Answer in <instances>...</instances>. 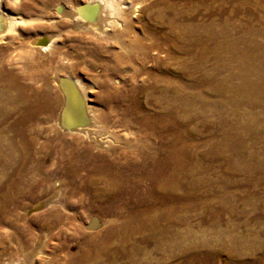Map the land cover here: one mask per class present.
I'll return each instance as SVG.
<instances>
[{"label": "bare ground", "instance_id": "1", "mask_svg": "<svg viewBox=\"0 0 264 264\" xmlns=\"http://www.w3.org/2000/svg\"><path fill=\"white\" fill-rule=\"evenodd\" d=\"M126 7L119 0H98L82 13L71 9V17L85 15L82 27L103 36L109 28H120V38L126 32L128 39L116 43L126 54L135 49L148 53L155 44L147 47L128 29V23L120 20ZM23 22L0 5V41ZM206 34L212 35L209 28ZM221 34L228 42L218 45V53L234 45L231 34ZM51 42L42 37L28 43L46 50ZM165 42L176 46L173 39ZM254 50L246 46L238 54L241 65L230 74L237 80L231 88L232 97L224 99L215 84L214 101L221 117L235 116L223 111L228 103L249 107L264 103V49ZM9 52V47H0V123L11 120L9 139L0 141V264H216L220 252L225 250L229 257L238 253L239 242L226 245L218 238L221 243L211 249V239H197L188 228L180 231L175 217L196 210L204 215L200 224H218L222 215L235 213L226 198L214 194L226 185L219 189L212 186L210 170L201 162L220 159L227 151L233 157L225 159L233 164L227 172L240 161L253 163V152L247 151L244 159V137L254 138L255 144V136L262 132L214 131L209 138H216V144L209 152L200 153L197 150L204 142L194 139L201 135L188 129L173 111L175 100L181 97L178 89L184 92L190 86L176 89L170 73L164 74L166 79L149 77L159 108L141 114L142 100L122 97L119 91L109 93V71L119 72L127 60L114 55L112 67L102 65L101 91L94 98L103 110H94L86 88L77 79L56 78V93L41 75L27 67L19 70L14 58H7ZM256 57L260 72L249 64ZM38 80L41 86L35 85ZM207 81L199 83L201 88L192 85V96L201 98ZM145 88L131 90L144 92ZM162 96L164 101H157ZM112 103L124 106L121 113ZM220 124L232 126L233 122L222 119ZM119 127L127 131L126 136L115 130ZM262 164L257 165L261 168ZM64 211L72 213L65 215ZM86 218L95 227L92 233L77 224ZM244 251L254 254L257 249ZM158 254L164 255L162 260L153 257ZM255 263L264 264V255ZM227 264L251 262L232 260Z\"/></svg>", "mask_w": 264, "mask_h": 264}, {"label": "rangeland", "instance_id": "2", "mask_svg": "<svg viewBox=\"0 0 264 264\" xmlns=\"http://www.w3.org/2000/svg\"><path fill=\"white\" fill-rule=\"evenodd\" d=\"M97 1L0 0L1 9L5 13L24 20L15 32H9L3 37L0 47L11 49L7 58H14L19 70H25L27 67V71L41 75V79L48 82L56 93V78L72 76L77 79L86 88L88 102L94 110H103V107L94 102V98L101 91L99 76L102 74V65L112 67L115 62L114 55H123L127 60L119 72L109 71L106 79L110 87L109 93L116 94V91H119L117 93L122 97L134 96L142 100L144 106L141 114L159 108L155 103L158 97L150 88L153 82L149 77L166 79L164 74L168 76L170 73L175 80L173 85L176 89L183 84L190 86L184 92L182 88L178 89L180 99L184 102L175 100L173 111L181 121L188 124V129L201 135L194 139L196 142H204L197 150L200 153L209 152L216 144V138H209L210 133L214 131L238 134L241 130L262 132L255 136V144L252 142L254 138L244 137V159L247 160V151L253 152L256 154L253 163L240 161L235 163V169L227 172L233 165L225 160L233 158L231 152L227 151H223V157L220 159L201 162L202 166L210 170L208 177L213 180L212 186L219 189L226 185L224 190L214 194L226 198L235 213L222 215L218 224H200L199 220L204 215L196 210L180 213L175 217L176 221L180 222L176 225L180 231L184 232L188 228L197 239H211V249L221 243L218 238H223L225 243L221 244L229 245L230 241L241 244L238 253L230 257L225 250L220 252L216 264H227L232 260L256 264L255 261L264 255V103L252 107L241 103L231 106L228 103L223 106V111L233 112L235 116L221 117L218 111L220 107L214 101L213 93L214 87L218 85L224 99L232 97L234 91L232 92L231 88L237 84V80L230 77V74L231 71H238L241 65L240 52L246 46L254 48V52L264 49V0H119L128 7L125 9L124 18L121 17L120 20L128 23V29L141 37L147 47L155 44L148 53L135 49L127 54L118 46L116 40L123 39L127 42L128 33L125 32V36L120 38V28H109L105 36L99 35L82 27L85 15L71 17V9L76 8V11L82 13L87 6ZM208 28L212 35L206 34ZM191 30L193 31L190 32ZM185 31L187 32L184 33ZM222 32L232 35L234 45L218 53V45L228 42ZM42 37L52 41L46 50L29 45L28 42ZM168 38L175 40L176 46L166 43ZM196 41H202V44H196ZM19 46H22L23 50H19ZM249 64L258 72L261 71L258 57L253 58ZM150 72L153 75H149ZM205 78L209 81L202 86L201 98L192 96L191 86L199 87V83ZM163 83L164 81H160L161 85ZM40 84L42 85L41 80L35 83L36 86H41ZM144 86L147 87L144 92L131 90L132 87ZM157 101L163 102L164 97ZM112 105L117 107L119 113L124 107H118L115 103ZM222 119L232 121L233 125H221ZM10 121L9 118L0 123V141L6 142L9 139ZM119 128L115 130L126 136L127 131ZM260 163H263L261 168L257 165ZM252 169L255 171L252 172ZM65 196L67 197V194ZM212 206L216 207L217 204ZM71 213L64 211L65 215ZM77 224L84 232L92 233L95 230V227L88 223V218ZM252 247L257 249L254 254L244 251ZM163 256L153 255L156 260H162Z\"/></svg>", "mask_w": 264, "mask_h": 264}]
</instances>
